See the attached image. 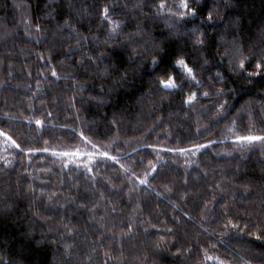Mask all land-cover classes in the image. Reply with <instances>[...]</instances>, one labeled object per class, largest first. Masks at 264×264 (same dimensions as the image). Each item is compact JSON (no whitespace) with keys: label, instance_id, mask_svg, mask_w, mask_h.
Wrapping results in <instances>:
<instances>
[{"label":"trees","instance_id":"1","mask_svg":"<svg viewBox=\"0 0 264 264\" xmlns=\"http://www.w3.org/2000/svg\"><path fill=\"white\" fill-rule=\"evenodd\" d=\"M160 3L0 0V264H264V0Z\"/></svg>","mask_w":264,"mask_h":264},{"label":"snow or ice","instance_id":"2","mask_svg":"<svg viewBox=\"0 0 264 264\" xmlns=\"http://www.w3.org/2000/svg\"><path fill=\"white\" fill-rule=\"evenodd\" d=\"M164 7H166V4L164 3V0H161L160 8L163 9ZM177 7H178V11H176L173 14L177 15L181 19H183V18H185L187 16H195L197 14V10L194 7L190 6L189 0H179V4H178ZM108 12H109V9H108L107 6H105L104 9H103L104 19L109 21V23L112 25L113 31H115L116 29L119 28V22L111 20L109 18V16H108ZM208 19L209 20L212 19V13L211 12L208 14ZM196 43L203 44V40L200 39L199 37H197L196 38ZM155 62L156 61H155V58H154L153 59V63H155ZM176 64L178 66H180L181 68H183L189 75H192L193 69L187 65V63L185 62V60L183 58L177 59L176 60ZM243 65H244V61L241 60L240 61V66L243 67ZM256 67L257 68H261L262 65L259 62H257ZM52 75L56 76L55 70H53ZM192 79H195L194 75L192 76ZM160 84L166 89H171V88H176L177 87L176 78L173 77V76H168L167 79H161L160 80ZM205 95H207V93H205ZM193 98H194V94L188 97L189 100H192ZM36 123L40 124L41 122L39 120H37ZM0 135L5 136L7 138V140L11 141V143L13 145H15L16 147H19V145L16 144V141L13 140L11 136H8L7 133L0 132ZM237 139H242V140H247V141H257V140H264V137L249 135V136H246V137H237ZM194 147L199 148L200 146L196 145ZM180 151L183 152L184 149H180ZM65 155H67V153H65ZM102 155L106 156L108 154L107 153H102ZM112 159H115V158L113 157ZM141 183H146V181H141ZM229 223H231V222H229ZM232 226L236 227V225H232ZM249 234H254V233H249ZM261 236H264V233H260L259 235L256 236V238L260 239ZM177 251H179V249H177ZM207 259L212 260L214 258L211 257V256H208ZM215 259H217L218 264H224V262L222 260H219V258H215Z\"/></svg>","mask_w":264,"mask_h":264}]
</instances>
